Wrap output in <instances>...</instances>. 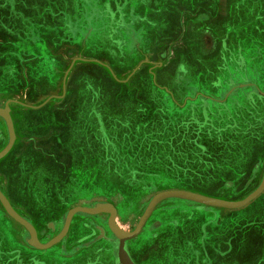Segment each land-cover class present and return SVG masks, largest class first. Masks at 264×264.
Here are the masks:
<instances>
[{
  "label": "rangeland",
  "instance_id": "374dc122",
  "mask_svg": "<svg viewBox=\"0 0 264 264\" xmlns=\"http://www.w3.org/2000/svg\"><path fill=\"white\" fill-rule=\"evenodd\" d=\"M135 1L21 0L13 8L21 10L22 43L32 42L31 48L18 47L20 57L31 59L25 55L32 50L45 61L51 38L42 34L58 25L68 28L70 48H51L53 58L62 59L52 68L37 60L29 64V97L34 100L39 86L51 90L30 103L39 114L14 116L17 139L9 157L1 159V190L45 241L62 231L67 212L76 206L114 202L119 213L116 224L97 225L92 241L98 245L86 252L79 250L78 224L90 220L85 215L100 213L77 212L70 236L40 249L0 202L7 223L0 227L5 264H129V258L133 264H222L237 238L248 236L259 254L247 264H264V191L240 208L171 196L157 204L138 236L121 240L112 228L123 234L135 230L158 192L180 189L240 201L264 177V0H230L229 22L217 20L215 4ZM145 8L149 28L139 33L146 35L129 34V24L131 32L138 30L129 16H141ZM195 26L200 29L192 31ZM207 43L212 51L196 50ZM2 72L4 82L11 72ZM51 77L57 86L45 83ZM3 136L9 139L7 126ZM70 137L98 151L107 150V142L121 144L110 154L99 153L101 174L78 179L82 167L75 165L72 179L47 158L59 155L62 144L69 146ZM38 143L47 147L42 153L35 150ZM106 157L112 161L104 163ZM171 205L177 212H161ZM200 211L206 214L203 224H184ZM157 219L165 224H152ZM103 221L105 216L96 223ZM104 226L118 242L107 253L99 249L106 240Z\"/></svg>",
  "mask_w": 264,
  "mask_h": 264
},
{
  "label": "crops",
  "instance_id": "0c3cea01",
  "mask_svg": "<svg viewBox=\"0 0 264 264\" xmlns=\"http://www.w3.org/2000/svg\"><path fill=\"white\" fill-rule=\"evenodd\" d=\"M3 3H0V77L3 75L2 69L8 68L10 69V74L11 76L8 77V79H6L4 82L1 81L0 79V84H2V88L5 89L4 92L0 91V107L2 108H6V106H9L10 108V114L12 116L13 122H14V116H17L18 119L22 118V117H32V113H36L39 114L42 110L35 108V107H30V103H35L36 100L40 97L43 96V94L46 92V90H51L50 88L48 89H43L42 86L37 87L36 89L39 90L38 93H35V98L34 100L32 98H30L29 93L31 92V90L33 88H31V86H29L32 81L29 77V71L30 68L33 63H35V60L39 61L41 64V66L44 64L48 66V68H52L53 65L55 64H60V62H62V59L60 58H53V52L51 50V48L55 49V48H60L62 47L61 52H65L68 51L70 48V44L68 42V35H69V30L68 28L65 26H57V28H52L50 30H47L46 28H39L37 30V32L41 29H45L47 30V32H44L42 35L51 38V40L46 43V48L44 49V52L46 51L47 57L45 58L46 60L43 61L44 59H40V58H36L38 57V54L36 52V55H34V53H31L29 55H25L26 57H29L31 59L27 60V59H23V57H20L21 54H19V52H21V50L19 52H17L18 47H20L21 49L24 46H29L31 48L32 46V42L28 43V42H24L22 43V38L23 36V32L22 29L18 26L21 25V10H16L13 9L15 8V5L20 4L21 0H1ZM148 0H136L135 1V5H139L140 6H146V4H148L147 2ZM150 1V0H149ZM170 4H172L173 6L181 4L182 0H170ZM191 3H203L205 5H209V4H215V5H219V9H218V13H216L217 16V20H221V22H229V18H228V4L232 3V1L230 0H190ZM7 5H13V7H6ZM1 6H4L3 8ZM131 3H129V7H131ZM131 10V9H130ZM145 12H143V9H141L140 13L141 16H135L136 18H134V15H131V17L129 16V23L131 21V23H135L136 22V26L138 29L135 33L131 32L134 31L133 27H130L129 24V34L133 35V36H144L146 35L142 31L144 29L148 30L149 26V22L150 19H146L145 15L146 13H149V10L145 8ZM176 10V9H175ZM19 11V12H18ZM154 15V14H153ZM158 16V14H156ZM179 15V13L175 14V18H177V16ZM180 16V15H179ZM156 20L158 21L160 18L159 16L156 17ZM54 19V16H53ZM56 21L58 20L55 19ZM149 20V21H148ZM59 21V20H58ZM61 21V20H60ZM59 21V22H60ZM64 22V21H63ZM159 22V21H158ZM175 22V21H174ZM56 23V22H54ZM145 25H147V28H145ZM176 23H174L173 25V31L176 30L175 27ZM143 26V27H142ZM39 27V26H38ZM139 28H141L139 30ZM144 28V29H143ZM200 28L198 26H195V28L192 31H198ZM208 32H211V28H207L205 33L207 35H209ZM198 35V33L196 34ZM61 36V41H58V38ZM79 37V34H78ZM57 38V39H56ZM48 40H46L47 42ZM17 42H19L20 44L17 46ZM51 43V44H49ZM34 44V43H33ZM35 46V44H34ZM212 46L210 44H206L205 47L202 45H197L196 46V50L198 52H202L201 54H206L210 51H212L210 48ZM37 49V48H36ZM38 51V50H37ZM76 51L79 52V49H77ZM17 52V53H16ZM48 55H51V57L49 58ZM34 56V57H33ZM6 57L10 58V61L14 62V65H9V58L6 59ZM63 57V55H62ZM15 58V59H14ZM14 59V60H13ZM16 60V63H15ZM53 62V63H52ZM47 63V64H46ZM30 64V65H29ZM58 66V65H57ZM55 76L57 75L56 73H54ZM45 83H51L54 86H57L58 81L57 80H53V78L51 77V80L49 82H45ZM44 84V83H43ZM39 88V89H38ZM7 92V93H6ZM32 97V96H31ZM26 106V107H23ZM29 106V107H28ZM7 126V122L5 120L4 117H2L0 115V144H2V146L0 148H2L3 146H6L9 142V139L7 141L4 140V130ZM15 126V125H14ZM16 132V131H15ZM71 138V137H70ZM70 138L68 140H70ZM16 139H17V135H16ZM73 143V144H70ZM69 148H76L78 146V143H76V140L74 138H71V141H69ZM13 149V147L11 148ZM12 150H10L8 153L10 154ZM9 154H7L5 157L1 158V159H5L7 157H9ZM77 157V156H76ZM0 159V161H1ZM3 161L0 162V168H2V163ZM5 164V163H4ZM4 166V165H3ZM1 205H0V211H1ZM2 212L4 213V216H6V213L4 212V210H2ZM172 213V212H169ZM165 214V213H164ZM8 224H10V220L8 218V216H6ZM206 218V214H204V212L200 211L199 214H197L195 216L194 219L189 220V222H187L186 224H203L204 220ZM177 224V221H174ZM12 223V222H11ZM1 224H7L4 220V217L0 215V227L2 226ZM1 239V238H0ZM243 239V240H241ZM254 241L255 239L251 236L245 237V238H237V240L234 242V247L232 245V248L230 250V248L228 249V253L225 257H227L226 262H222V264H231L230 262H234L237 264H247V263H252L254 262L253 260H256V255L259 254V252L257 253L254 249ZM257 244V243H256ZM254 253H256L254 255ZM5 259L2 255H0V264H5Z\"/></svg>",
  "mask_w": 264,
  "mask_h": 264
},
{
  "label": "water",
  "instance_id": "95a60500",
  "mask_svg": "<svg viewBox=\"0 0 264 264\" xmlns=\"http://www.w3.org/2000/svg\"><path fill=\"white\" fill-rule=\"evenodd\" d=\"M0 115L5 118L7 122V127L9 131V142L8 144L0 151V159L5 157L8 152L11 150L13 147L15 140H16V132H15V126L14 122L12 119V116L10 114V108L9 106H6V108L0 107ZM264 191V177L263 180L260 184V186L254 190L251 194H249L245 199L240 200V201H226V200H220V199H215L211 197L204 196L202 194L190 192L187 190H180V189H171V190H165L158 192L153 196L151 201L149 202L146 210L142 214L137 227L135 230L132 232H128L126 234L121 233L117 227H112L116 235L121 238V240H129L132 239L136 236H138L145 223L147 222L148 218L151 216L154 208L159 204V202L167 197L171 196H177V197H185V198H190L193 200H197L199 202H203L208 205H216V206H221V207H227V208H240L245 205H247L249 202H251L253 199L257 198L262 192ZM0 202L5 208L6 212L13 217L16 221L21 223L31 234L30 242L35 245L37 248L40 249H47L51 247L52 245L56 244L57 242L61 241L64 236H66L69 226L71 224V221L73 219V216L77 212H86L89 214H98L101 212H108L111 214L109 224H116L115 219L117 216V210L115 206L111 203L108 204H102L98 205L96 207H87V206H76L74 208H71L67 214L66 221L64 224V227L62 231L57 234L55 237L50 239L46 243H42L37 235V230L34 227V225L28 221L26 218L21 216L14 208L13 204L10 202V200L7 198L5 193L1 190L0 188ZM129 264H133L132 260L129 258Z\"/></svg>",
  "mask_w": 264,
  "mask_h": 264
},
{
  "label": "flooded vegetation",
  "instance_id": "af4514ba",
  "mask_svg": "<svg viewBox=\"0 0 264 264\" xmlns=\"http://www.w3.org/2000/svg\"><path fill=\"white\" fill-rule=\"evenodd\" d=\"M33 143H35V142H33ZM107 144H108L107 150L101 147L99 151L95 150L96 149L95 146L92 147L94 149H91V147L86 148L85 146L78 145L76 148L70 149L69 146L66 147V145L62 144L61 145L62 150L60 152L61 155L60 154L59 155L54 154L53 152H51L49 157H47V158H48V160H50L51 164L55 163V165L57 166V169L60 168L63 176L64 175L69 176L72 179L75 178V176L72 174L73 166H75V165L81 166L82 170L78 173L77 177H78V179L85 180L86 176H89V175L95 176V175L101 174V165L103 164V159L101 157L99 158V153L102 154V149H104V154H106V153L110 154L113 151V149H117L118 145L121 143L114 141V142H107ZM35 146H36L35 150H37L41 153L43 152V148L44 149L47 148V147L45 148L40 143H38V145L36 144ZM4 147L5 146L0 148V151ZM87 149H89V150H87ZM90 149H91V151H90ZM114 152L117 153V151H114ZM106 158L109 159V157H106ZM111 161H112V159L110 158L109 161H105L104 163H108ZM70 165H72V166H70ZM111 203L115 206V208L117 210V214H118L119 213V207L114 202H111ZM81 206L94 207L95 204L89 203V204H83ZM164 209L165 210H161V212L166 213V214L168 211H172V212L176 211L177 212V210H178L177 207L176 206L174 207L173 205H171L169 207H165ZM99 215H97V216H90V215L86 216L85 215V217L89 218L90 220L89 221L83 220L80 224H78L79 225V228H78L79 233L76 237H78V241H80L81 245H82V246H79V250H82V251L84 250L86 252L87 250H85V249H90L91 247L98 245V243H95L92 241L93 238H95L96 235L98 234V231H96V229L99 226H97V225L109 224L108 221H109L111 214L108 212H101ZM98 216L99 217L105 216L106 221H103V223H100V224H99V222L96 223V221L99 220ZM73 220H74V217L71 221V224L69 226V230L66 234V237L70 236V232H71V229L73 226ZM28 221H30V220H28ZM30 222L32 223V221H30ZM32 224H34V222ZM152 224H156V225L160 224L161 225V224H165V223L163 221H161L160 219H157L154 222H152ZM169 224H176V222L172 221ZM177 224H180V223H177ZM184 224H186V223H184ZM104 227L106 229V232H105L106 240L102 244L100 242L99 249H101V246H103L102 251L104 253H107L108 251H111L115 247H117L118 242H117V239L111 234L109 227L108 226H104ZM35 228L37 230V235H38L39 240L42 243L48 242L49 240L45 241L44 239H42L41 234L39 232V229L37 227H35ZM86 230H89V231H86ZM131 248H132V243H130V241H129V253H131Z\"/></svg>",
  "mask_w": 264,
  "mask_h": 264
}]
</instances>
